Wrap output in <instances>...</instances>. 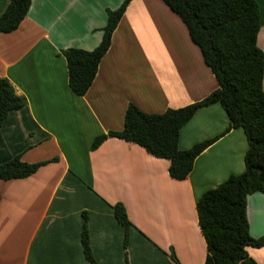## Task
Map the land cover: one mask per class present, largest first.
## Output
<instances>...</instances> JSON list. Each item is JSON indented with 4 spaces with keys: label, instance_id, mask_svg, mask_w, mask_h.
Wrapping results in <instances>:
<instances>
[{
    "label": "crops",
    "instance_id": "1",
    "mask_svg": "<svg viewBox=\"0 0 264 264\" xmlns=\"http://www.w3.org/2000/svg\"><path fill=\"white\" fill-rule=\"evenodd\" d=\"M123 0H31L17 29L0 34V78L26 101L0 129V164L19 156L43 163L24 179H0V264H89L80 232L87 216L97 264H204L206 243L196 203L244 170L247 141L229 127L219 103L200 108L179 132L180 150L212 141L185 179L169 176V161L137 144L97 137L123 129L129 104L162 114L199 102L218 88L180 18L162 0H132L112 34L108 52L83 96L73 94L61 51H92L101 41L106 9ZM264 54V0H255ZM9 0H0V15ZM262 88L264 91V74ZM121 204L124 229L112 206ZM249 234L264 236V194L246 199ZM264 264V246L249 247ZM243 264V263H240Z\"/></svg>",
    "mask_w": 264,
    "mask_h": 264
},
{
    "label": "trees",
    "instance_id": "2",
    "mask_svg": "<svg viewBox=\"0 0 264 264\" xmlns=\"http://www.w3.org/2000/svg\"><path fill=\"white\" fill-rule=\"evenodd\" d=\"M132 0H123L114 10L106 9L102 37L92 51L68 48L63 54L71 92L83 96L91 86L101 59L108 52L112 34ZM185 25L191 42L198 47L203 61L215 76L218 88L203 100L191 105L168 109L162 114H147L129 104L124 113L123 129L97 137L91 149L107 137H116L145 149L150 155L169 161L172 179H185L195 158L212 141L195 144L188 150L178 146L179 132L202 107L219 103L229 119L228 132L241 128L247 141L244 170L232 175L217 187L206 191L196 203L198 226L206 243L204 264H256L249 258V247L264 246V236L249 234L246 199L264 194V54L257 46L260 17L255 0H162ZM31 0H9L0 15V34L17 29L25 18ZM26 101L17 95L6 78H0V129L13 110ZM43 163L27 164L19 156L0 164L3 181L24 179L33 175ZM117 222L124 229L127 248L131 224L121 204L112 206ZM80 242L85 260L97 264L91 253L87 216L83 214ZM170 258L177 264L171 252Z\"/></svg>",
    "mask_w": 264,
    "mask_h": 264
}]
</instances>
